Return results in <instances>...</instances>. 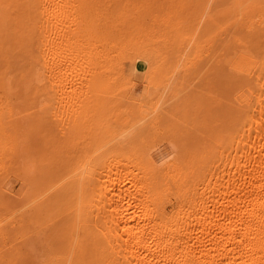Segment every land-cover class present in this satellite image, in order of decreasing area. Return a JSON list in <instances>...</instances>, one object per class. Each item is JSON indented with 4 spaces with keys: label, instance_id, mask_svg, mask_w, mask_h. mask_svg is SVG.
<instances>
[{
    "label": "bare ground",
    "instance_id": "6f19581e",
    "mask_svg": "<svg viewBox=\"0 0 264 264\" xmlns=\"http://www.w3.org/2000/svg\"><path fill=\"white\" fill-rule=\"evenodd\" d=\"M150 1L0 0V193L12 157L35 154L18 139L21 127L51 142L52 101L60 105L71 87L80 100L75 114L69 111L84 133L81 154L64 169L49 149L37 153L33 172L27 166L20 179L44 190L33 216L62 208L56 234L67 244L54 248L58 255L66 250L71 264L83 263L88 249L94 264H264V0H201L197 18L194 0H164L188 12L162 15L171 52L155 32L150 36L159 28L151 31L128 14ZM128 63L152 91L166 88L181 65L185 91L174 103L180 134L158 140L144 133L148 102L126 95ZM201 69L228 95L204 103L199 126L206 133L199 136L187 128L193 98L184 81ZM122 100L131 107L122 108ZM15 103L25 105L24 125ZM164 144L172 147L169 155Z\"/></svg>",
    "mask_w": 264,
    "mask_h": 264
},
{
    "label": "rangeland",
    "instance_id": "374dc122",
    "mask_svg": "<svg viewBox=\"0 0 264 264\" xmlns=\"http://www.w3.org/2000/svg\"><path fill=\"white\" fill-rule=\"evenodd\" d=\"M203 3L204 2H202L201 0H194L193 1L192 13L194 14V16L196 15L195 16L196 18L202 12L203 6H205V5H203ZM145 6H147V7L142 8L140 11H137V12L130 11L128 14L130 16L135 15L136 17H138L140 19V22L143 25L145 24L144 27L148 28L149 26H152V27H149V29L151 31L153 30L152 28H154V27H157L154 29L159 28L160 30H153V32L150 36H154V37L157 36L158 37L157 41L159 42V43L157 42V44L160 46L162 45L161 47L164 48V50L168 49V51L171 52L172 50H174V44H172V43L170 44L166 40L164 41L165 36L167 37L170 34H168V32H167L168 30L165 29V28H167V25H165L164 21L162 23L163 19H161V18H163V16L166 18H172L175 15L176 16L177 15H184V13H188V12H185L184 9H183V11L180 10L179 7L171 8L170 4L168 2H164V0H158V1L153 0V1L148 2V4H145ZM203 12H204V10H203ZM163 13H165V14H163ZM151 15L152 16L154 15V17H152ZM150 16L152 17V19L153 18L155 19L154 22H153L154 19L153 20L149 19ZM155 17L157 18V20ZM158 17H160V18H158ZM164 30H165V32H164ZM156 31H158V32L162 31V33L161 32L160 33L163 36L160 33L158 34V32H156ZM163 32H164V34H163ZM242 34H245V33L242 32ZM161 41L164 43H162ZM173 53H175V51ZM190 58H191V56H190ZM23 65H26V62H24ZM139 66H141V68H142L143 63L140 62ZM126 67H127V69H126L125 75H124L125 76L124 80L126 82L125 87H124L126 95L129 98H135L136 97L137 99H142V98H140V96H141V97L145 98L143 100H146L148 102V104L145 106V108L147 107L146 108V110H147L146 113H148V114H146L147 117L145 119L140 120L141 124L144 126L143 130L146 131L144 133L147 136H152L154 134L158 140H162L163 137H165L167 135L172 136V134L173 135L180 134L181 132L179 133V130L182 131L183 130L182 127H184V125L182 124L183 123L182 120L180 122L181 117H179V116L181 114L178 113L179 110L176 108V105L174 103L177 102V104H178L180 97L183 96V94L182 95H180V94L184 93V91H185V90L181 89V88H183V86L185 84L181 85L180 77H179V72H180L179 70H181V65L179 66L180 68H177L178 71L174 75L175 78L174 77L172 78L170 84L166 88H156L154 91L149 89V87H148L149 85L144 80L143 73L139 69H136V67H134V65H130L129 63L126 65ZM70 73H73V76H75V74H77L76 71L75 72L72 71ZM203 76H204V71L202 69L196 70L193 74H191L187 78L188 80L184 81V83L187 81L186 84L189 85V86H187L188 88H186V91L193 98L192 101L193 102L195 101L194 103L192 102L193 105L191 108L193 109V114H190V116L188 117L189 124H188L187 128L191 131V133L198 134V135L200 134V132H202V134H200V135H203L206 133V132L205 133L203 132L204 128H202V126L201 127L199 126L200 119L202 120V118H204V117H201V115L206 113L205 110L207 111L206 108L205 109L203 108V106L205 105L204 103L211 102L212 98L215 96V95L213 96V94H217L216 99H218V97L220 98V97H224V96L228 95L227 93L224 92V84L220 80H217V81L215 80L216 82H214V80H213V82L216 83V85H215L212 82V79L210 77L212 75H209L207 77V79L211 80V84H210L209 81H207V79L204 78ZM222 77L225 78L224 74H222ZM215 78L221 79L219 76H215ZM69 86H71V85H69ZM67 88H68V86H67ZM69 88L71 89V87H69ZM69 88L67 89L68 91H69ZM147 89H149L151 91H149ZM189 89H191V92L189 91ZM181 90H183V91H181ZM67 92L65 93L66 95H64V97H63V99L66 101L63 100L62 103H59L61 106L58 105V101H56V100L52 101V108H51V112H50L51 113V116H50V119H51V121H50V123H51V129H50V131H51V142L48 141L50 143L49 144L50 147L47 148L48 142L45 143V138L42 136L41 133L34 134V135H30L28 132L24 133L26 130L25 126H24V128L21 127L20 131L18 132V139L21 140V144L22 143H28L31 150L33 152L35 151L33 158H37V156H36L37 153L40 156L41 154H43L45 152V150L47 152V150L49 149V151H48V152H50L49 155L52 156V159H54V160L56 159V161H54V162H56V164H59L58 166H61L63 164L64 165V166L62 165L63 168L65 167V165H69L71 163L76 162L75 159L77 158V156H79L81 154L82 148L84 146V144H83L84 133L74 123L73 119H74L75 115L73 116V113H72L77 108V106L79 107L80 103H78V102L80 100H78V98L76 97V99H75L76 102L74 101V98L72 95L74 93L73 90H71V92H73L71 94H70V92H68L69 93L68 96H67V94H68ZM149 92H150V94H149ZM74 95L76 96L75 93H74ZM192 95H194V96H192ZM68 97L73 98L72 99L73 102ZM177 99H178V101H177ZM69 100L71 101V103H73V104L76 103V104L75 105L71 104ZM124 102H125V100L124 101L122 100V102H121L122 104L120 103L122 108L127 107L125 109H128L129 107H131L130 105H132V104L129 103L127 100H126L125 104H123ZM127 103H129V104H127ZM201 103H202V105H200ZM71 105L73 107L72 109L69 108V107H71ZM196 105H197V107H196ZM57 106H58V110L56 113L55 110H56ZM74 106H76V108H74ZM198 108L204 109V111L200 109V112H199ZM69 109L70 110L74 109V110L71 111V113H70ZM163 109H165V111ZM168 109H169V111H170V109L172 111L176 110L177 113H175L176 112L175 111V112L171 113V115H169V112L166 111ZM14 111L17 112V116L20 115L19 122L22 123L23 125L26 124L27 119L24 117V115H26L25 105L22 103H15ZM172 111H170V112H172ZM165 112H166V115L168 114L167 116L165 115ZM74 114H75V111H74ZM154 114H157V117H153ZM134 116H136L137 118L133 117V116L129 118L131 123H134L139 117V115H137V114H135ZM205 116H206V114H205ZM149 119H150V121H152L154 119L155 120L150 122V121H148ZM143 121H144V123H142ZM155 121H157V122L154 123ZM209 121L210 120L208 117V122ZM152 123H154L153 124L154 127L152 126ZM191 123H196V126L191 125ZM148 124H150V125H148ZM139 126H141V125H139ZM121 129L125 130L124 127H121ZM121 129L119 128V130H121ZM147 130H148V132H147ZM160 132H163L162 135ZM26 134H27V137L25 136ZM160 138H162V139H160ZM172 139H173V141L174 140L176 141V140H178V137L176 138L174 136ZM160 148L165 150L167 155H169L171 152H173L172 147L168 144H164ZM37 150H38V152H37ZM33 158L29 159V158H24V157L18 156V155L13 156L12 160L10 162V166H9L8 171L4 172L1 176V177H3L4 188L2 189V192L0 193V229L3 230L6 234H4L5 237H4V235L2 236L0 234V249H1L0 250V258H1L0 264H5V263L6 264H48V262H49V264H53L51 262L52 258H53V260L56 259L55 261L52 260L53 262H56L57 259H59V257H60L59 261L61 260V262L57 261L56 263L71 264L70 260H69V256H67L68 253L66 252L65 249H64L65 251L63 250L64 254H62V255H63V257H67V262L65 260L66 258L62 259L63 258V257H61L62 255L61 254L58 255V253H57V251H59V253H61L62 251L61 250L56 251L54 249L59 244V242H60V244H64V243L67 244L64 239L62 242L61 237L59 235H57V234H59V233H57L58 228L61 225V223H60L61 221H59V220L63 214L62 208L58 209L59 211H61L60 214L58 213V210H57V212L55 211L53 214L43 212V214L41 213V214L37 215L36 217L32 215V212L34 211L33 209H35L36 206L38 205V203L40 202V200L44 198L42 196L44 193L43 189H40V188L38 189L37 185H35L34 183L32 184L31 182L29 184H27V186H26L25 184H22V181H21L22 179H24L26 177V174H27V172H26L27 168L26 167L27 166L31 167V165L33 164L34 161L31 160ZM31 169L33 172L32 167H31ZM62 172L63 171H61V173ZM28 185H29V188H28ZM34 192H35V195L37 194L36 196L34 195ZM32 201L34 203H31ZM29 206H31L30 209H29ZM29 211H31V212H29ZM31 220H33V221H31ZM53 230H56V231L53 232ZM50 231H52L54 234H52V232H51V234H49ZM58 236L60 239L59 238L57 239ZM50 240L52 242H49ZM62 246H64V245H62ZM51 248L56 251V253H57V254L55 253L56 256L53 255L54 250L52 251ZM128 248H130V246H128V247H126V249L124 248V250H122V254H123V251H124V253H125V250L128 251V252L126 251V253H125L126 257H128L127 253L129 254ZM57 249H59V247ZM88 250H90V252H92V254L89 253V254L85 255L83 263L81 262L79 264H91V263L94 264L96 262L94 260L95 256L93 255L94 250H91V249H88ZM51 251H52V253H50ZM57 256H59V257H57ZM90 257L92 258V260ZM68 260H69V263H68ZM85 262H87V263H85Z\"/></svg>",
    "mask_w": 264,
    "mask_h": 264
},
{
    "label": "clouds",
    "instance_id": "9594fccd",
    "mask_svg": "<svg viewBox=\"0 0 264 264\" xmlns=\"http://www.w3.org/2000/svg\"><path fill=\"white\" fill-rule=\"evenodd\" d=\"M131 134H132L131 132L130 133L121 134V136L119 137V139L121 141H126L130 137Z\"/></svg>",
    "mask_w": 264,
    "mask_h": 264
}]
</instances>
